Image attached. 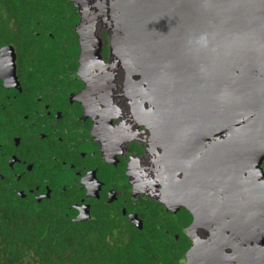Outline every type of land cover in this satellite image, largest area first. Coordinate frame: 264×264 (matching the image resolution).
I'll list each match as a JSON object with an SVG mask.
<instances>
[{
    "label": "flooded vegetation",
    "instance_id": "flooded-vegetation-1",
    "mask_svg": "<svg viewBox=\"0 0 264 264\" xmlns=\"http://www.w3.org/2000/svg\"><path fill=\"white\" fill-rule=\"evenodd\" d=\"M93 1L36 13L25 39L18 21L16 39L0 45V181L74 222L114 219L139 232L158 264L168 251L176 264H240L229 239L226 251L218 248L226 256H209L215 225L195 217L207 209L206 189L192 214L172 196L186 195L190 180L197 190L206 176L199 162L210 163L208 140L200 145L198 130L178 128L194 121L193 110L178 92L151 84L145 57L110 26L106 4ZM212 220L231 222L220 212ZM193 248L203 252L188 259Z\"/></svg>",
    "mask_w": 264,
    "mask_h": 264
},
{
    "label": "water",
    "instance_id": "water-1",
    "mask_svg": "<svg viewBox=\"0 0 264 264\" xmlns=\"http://www.w3.org/2000/svg\"><path fill=\"white\" fill-rule=\"evenodd\" d=\"M97 1L106 4L110 26L145 57L151 84L186 98L194 121L182 119L178 128L198 130L200 145L209 142L210 163L199 162L206 176L195 180L201 186L193 190L190 180L186 195H172L175 205L194 213L204 187L208 206L195 217L215 225L209 256H226L218 248L226 251L229 239L240 264H264V0ZM217 212L230 225L213 221ZM200 252L193 248L188 259Z\"/></svg>",
    "mask_w": 264,
    "mask_h": 264
},
{
    "label": "trees",
    "instance_id": "trees-1",
    "mask_svg": "<svg viewBox=\"0 0 264 264\" xmlns=\"http://www.w3.org/2000/svg\"><path fill=\"white\" fill-rule=\"evenodd\" d=\"M64 1L0 0V39H6L0 45L13 43L18 21L25 39L36 13H57ZM5 186L0 181V264H158L156 249L114 219L77 223L50 203L19 199ZM157 258L176 264L178 257L168 251Z\"/></svg>",
    "mask_w": 264,
    "mask_h": 264
}]
</instances>
